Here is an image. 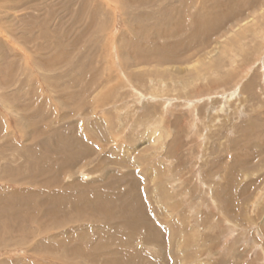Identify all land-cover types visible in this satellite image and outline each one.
<instances>
[{
  "label": "rangeland",
  "instance_id": "1",
  "mask_svg": "<svg viewBox=\"0 0 264 264\" xmlns=\"http://www.w3.org/2000/svg\"><path fill=\"white\" fill-rule=\"evenodd\" d=\"M0 264H264V0H0Z\"/></svg>",
  "mask_w": 264,
  "mask_h": 264
}]
</instances>
